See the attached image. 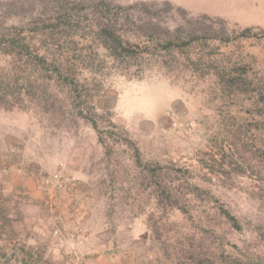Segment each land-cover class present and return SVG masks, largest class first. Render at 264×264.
Here are the masks:
<instances>
[{
	"label": "trees",
	"instance_id": "1",
	"mask_svg": "<svg viewBox=\"0 0 264 264\" xmlns=\"http://www.w3.org/2000/svg\"><path fill=\"white\" fill-rule=\"evenodd\" d=\"M10 5L15 7L12 1ZM159 5L185 14L167 0L103 8L49 0L25 15L10 9L0 20V108L37 112L56 127L65 118L83 120L95 131L106 166L119 150L125 152L131 172L122 180L128 184L123 194L142 205L139 213L148 211L156 264H264L263 229L237 243L232 234L242 224L209 188L195 182L186 168L146 159L109 111L93 102L103 87L102 79L95 78L103 70L102 78L108 74L106 57L112 70L126 74L135 68L133 75L139 78L156 67L170 78L208 81L211 100L216 96L237 108L208 134L214 150L208 158L216 166L212 170L264 185V29L201 26L199 19H208L206 15L185 18L174 27L161 25ZM173 211L194 220L189 221L193 227L167 220ZM6 212L0 214L4 230L20 235L12 223L15 215L10 218ZM36 249L24 241L13 247L0 243V264H50Z\"/></svg>",
	"mask_w": 264,
	"mask_h": 264
},
{
	"label": "rangeland",
	"instance_id": "2",
	"mask_svg": "<svg viewBox=\"0 0 264 264\" xmlns=\"http://www.w3.org/2000/svg\"><path fill=\"white\" fill-rule=\"evenodd\" d=\"M40 1L49 0H0V20L10 9L19 15L32 12ZM70 1L103 8L108 3L126 7L165 0ZM167 1L185 14L159 5L161 25L174 27L185 18L206 15L208 19H199L201 26L218 28L223 23L229 30L235 24L264 29V0ZM105 60L108 74L102 78L103 70L95 78L103 82L93 97L95 105L109 111L146 159L186 168L195 182L209 188L242 224V230L232 234L237 243L251 238L256 229L264 230V185L248 176H220L208 158L214 152L208 134L237 108L223 105L216 96L211 100L208 81L170 78L156 67L139 78L133 75L135 68L122 74ZM49 122L34 111L0 108V214L15 215L12 223L20 233L4 230L0 218V243L9 247L31 243L50 264H156L148 211L139 213L142 205L123 194L128 184L122 180L131 172L127 154L119 150L106 166L96 133L83 120L65 118L57 127ZM166 219L193 227L194 220H184L176 211Z\"/></svg>",
	"mask_w": 264,
	"mask_h": 264
},
{
	"label": "crops",
	"instance_id": "3",
	"mask_svg": "<svg viewBox=\"0 0 264 264\" xmlns=\"http://www.w3.org/2000/svg\"><path fill=\"white\" fill-rule=\"evenodd\" d=\"M99 264V263H98Z\"/></svg>",
	"mask_w": 264,
	"mask_h": 264
}]
</instances>
